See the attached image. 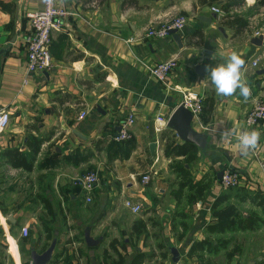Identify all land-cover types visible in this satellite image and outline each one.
Masks as SVG:
<instances>
[{
    "label": "crops",
    "instance_id": "1",
    "mask_svg": "<svg viewBox=\"0 0 264 264\" xmlns=\"http://www.w3.org/2000/svg\"><path fill=\"white\" fill-rule=\"evenodd\" d=\"M42 1L0 0V107L9 114L0 133V264H30L29 252L41 253L52 239L45 264H113L117 254L129 264L138 253L142 260L135 264H200L224 250L188 255L192 243L205 237L233 241L237 235L243 239L232 264L236 257L242 259L238 264L246 258H253L247 264H264V224L254 231H204L212 222L210 203L223 191V167L238 173L235 189L264 196V173L252 153L264 158V122L253 127L260 139L247 155L233 137L252 103L264 100V36L253 45L257 35H247V26L232 20L243 17L232 14L243 4L218 15L211 7L221 9L226 0H54L69 14L50 34V68L28 75L26 14L41 9ZM176 14L186 18L176 32L178 43L169 34L144 36L147 27ZM233 52L245 60L247 100L239 90L218 95L208 77L207 68L224 65ZM169 59L175 66L163 82L148 75L149 65ZM185 89L201 99L191 128L206 134V141L202 149L190 143V157L165 156L166 141L188 142L155 117L167 120ZM128 112L129 138L115 142L112 136ZM228 130L231 135H223ZM10 150L30 168L12 166ZM84 171L98 179L88 203L72 184ZM186 179L202 186L201 197ZM124 199L139 211L122 207ZM232 200L242 214L260 215L249 202ZM23 226L26 236L20 234ZM85 230L94 245L85 244Z\"/></svg>",
    "mask_w": 264,
    "mask_h": 264
},
{
    "label": "built area",
    "instance_id": "2",
    "mask_svg": "<svg viewBox=\"0 0 264 264\" xmlns=\"http://www.w3.org/2000/svg\"><path fill=\"white\" fill-rule=\"evenodd\" d=\"M211 11L220 15L222 11L217 7H211ZM69 13L59 5L54 3V0H43L42 7L39 10L26 14L29 22L30 31L26 37V51H25V73L31 74L47 70L50 68V56L48 52V44L50 41V34L52 31H57L60 27L61 21ZM186 18L181 14L171 15L163 18L160 22L147 27L144 31L146 38L160 39L166 37L169 30L180 31L184 27ZM259 33H255L258 35ZM130 41V39L126 40ZM256 61H251V65L255 66ZM175 61L169 59L160 61L149 65L147 73L158 82H163L169 75L170 71L174 68ZM25 81H23L24 83ZM180 100L178 105L187 109L192 117H198L201 110L200 97L185 89L180 91ZM84 113H79L78 118L82 117ZM155 121L158 124L166 125L165 119L157 115ZM9 122V114L4 107H0V133L6 129ZM264 122V100H255L251 107L246 112L243 119V126L234 135V139L238 141V137L245 132L253 131V127ZM133 123V115L128 112L125 114L124 120L120 124L118 130L112 136L115 142H122L129 138L128 127ZM254 151V150H252ZM254 157L259 161V167L264 173V158L258 157L256 152H252ZM149 179V175L144 173L140 175V182L145 184ZM97 174L94 171H87L82 175L73 179L72 184L80 188L85 194L84 201H90L89 193L92 191L97 183ZM239 185V175L230 167L226 166L221 169L219 178V186L222 190L233 188ZM122 207L130 213L135 214L139 211L138 204H134L128 199L122 201ZM20 234L27 235V228L21 227ZM31 264V263H30Z\"/></svg>",
    "mask_w": 264,
    "mask_h": 264
},
{
    "label": "trees",
    "instance_id": "3",
    "mask_svg": "<svg viewBox=\"0 0 264 264\" xmlns=\"http://www.w3.org/2000/svg\"><path fill=\"white\" fill-rule=\"evenodd\" d=\"M256 6L264 5V0H254ZM243 4V0H226L223 2L220 7L222 12L227 13L230 9L239 7ZM232 20L237 22V26L244 27L246 25V20L242 17L233 16ZM201 112V110H200ZM35 140H33L34 142ZM35 143V142H34ZM38 143V142H37ZM195 151V147L190 143H182L180 145L175 144L173 141H166L163 148V154L169 157L183 156L185 154L190 155ZM9 157L12 158L10 161L11 165L21 166L22 168L29 169L30 166L26 165L24 162L20 161L19 157L16 154V150L8 151ZM190 188H196L197 197L202 196V186L198 183H190L189 179H186V182ZM238 187V186H236ZM228 188L220 192L210 203L209 211L212 222L204 227V231L207 234H223L225 232H234V231H254L259 226L264 224V196L258 193H243L239 189ZM238 198L237 202H249L250 205L258 207L260 215L254 211H247L245 214H242L233 202L232 198ZM142 227L138 229L137 232H141ZM231 242V238H221L216 237L213 240L205 237L199 241H196L191 244L188 249V255L192 252H201L205 254H216L218 250H224L227 245ZM238 248L234 247L231 251L226 252V258L230 259L233 255V252ZM117 259L112 262L113 264H124V259L120 255H116ZM202 256H197L200 259ZM142 260L141 254H136L134 258L129 262V264H135L137 261ZM259 264V263H258Z\"/></svg>",
    "mask_w": 264,
    "mask_h": 264
},
{
    "label": "clouds",
    "instance_id": "4",
    "mask_svg": "<svg viewBox=\"0 0 264 264\" xmlns=\"http://www.w3.org/2000/svg\"><path fill=\"white\" fill-rule=\"evenodd\" d=\"M245 60L236 52H233L224 65L207 68L208 77L215 86L218 95L230 97L237 94L245 100L250 95V88L242 77V69ZM223 135H231V130L226 131ZM260 133L258 131L245 132L238 137L239 147L242 154L247 155L254 150L259 142Z\"/></svg>",
    "mask_w": 264,
    "mask_h": 264
},
{
    "label": "water",
    "instance_id": "5",
    "mask_svg": "<svg viewBox=\"0 0 264 264\" xmlns=\"http://www.w3.org/2000/svg\"><path fill=\"white\" fill-rule=\"evenodd\" d=\"M200 19L203 21L209 20V18L206 17H200ZM168 33L173 39V41L175 43H178V36L176 34V31L169 30ZM262 38V35L258 34L256 37L252 38L250 42L253 45H259L261 43ZM195 69H197V67H195ZM191 120L192 116L189 111L183 108L181 105H178L169 115L166 121V127L172 129L178 139H180L181 141L192 143L196 147L202 149L206 141V134L194 131L191 128ZM151 147L152 143L149 145V148ZM218 174L220 175L221 172L219 171ZM83 239L87 246L95 244V242L89 237L87 230L83 232ZM54 242L55 240L52 239L47 248L41 253H35L34 251H30L29 259L31 261V264H45L50 257Z\"/></svg>",
    "mask_w": 264,
    "mask_h": 264
},
{
    "label": "rangeland",
    "instance_id": "6",
    "mask_svg": "<svg viewBox=\"0 0 264 264\" xmlns=\"http://www.w3.org/2000/svg\"><path fill=\"white\" fill-rule=\"evenodd\" d=\"M233 13L243 15L242 18L246 20L247 35H255V33H259L262 35V37L264 36V5L256 6L254 0H244L243 5L234 9L232 14ZM83 173H85V171L82 172L81 175ZM235 237L236 238H234V240L227 245V248H225L222 253L212 255L211 257H207L204 260H200V264H232V259L226 258L225 253L232 250L234 247L239 248V239L242 240L243 237L239 235ZM237 252L239 253V250L234 251V253ZM235 259L237 260V264L242 260L238 257ZM252 259L253 258H246L244 264H247V262Z\"/></svg>",
    "mask_w": 264,
    "mask_h": 264
}]
</instances>
